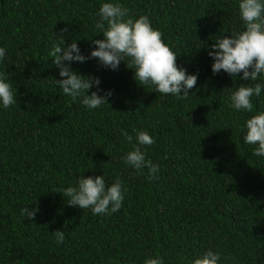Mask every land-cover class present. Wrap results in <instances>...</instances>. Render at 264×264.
<instances>
[{
  "label": "trees",
  "instance_id": "trees-1",
  "mask_svg": "<svg viewBox=\"0 0 264 264\" xmlns=\"http://www.w3.org/2000/svg\"><path fill=\"white\" fill-rule=\"evenodd\" d=\"M104 2L120 3L133 18L148 16L177 65L198 73L187 98L141 87L124 62L113 71L97 58L71 66L99 77L100 88L113 92L111 106L88 109L62 93L53 79L62 78L51 44L67 27L65 43L78 39L89 56L90 40L103 38L95 23ZM238 4L0 0V47L6 49L0 71L17 93L16 104L0 105V264H143L158 253L164 264H189L209 249L220 254L219 264H264V156L253 155L255 146L243 140L246 120L264 111V89L252 97V113L230 108V92L250 81L224 71L213 75L208 55L215 35L242 30ZM133 129L155 139L142 146L158 165L155 179L121 159L136 143ZM92 175H103L109 186L123 182L118 212L93 215L59 193ZM25 207L39 208L34 220L21 215ZM58 229L65 236L60 245L53 235Z\"/></svg>",
  "mask_w": 264,
  "mask_h": 264
},
{
  "label": "clouds",
  "instance_id": "clouds-1",
  "mask_svg": "<svg viewBox=\"0 0 264 264\" xmlns=\"http://www.w3.org/2000/svg\"><path fill=\"white\" fill-rule=\"evenodd\" d=\"M238 12L243 22L242 30L215 35V39H212L214 43L208 46L211 49L208 55L213 60V75L224 71L233 79L240 77L250 81L247 86L240 84L230 92L229 107L237 112L252 113V97H259L264 89V0H239ZM96 15L95 27L103 38L90 40L95 47L89 56L82 54L78 39L65 43L63 33L68 31L67 27L60 30L59 40L51 44L49 55L62 78L53 79L63 94L73 101L81 99L88 109L110 105L109 98L113 92L100 88V78L82 75L71 66L73 62L85 63L97 58L102 67L113 71L119 70L121 62H124L133 71V78L139 86H154L156 93L170 94L180 99L190 95V90L197 85L198 73L190 74L183 66L177 65V56L162 41V33L152 27L148 16L133 18L129 16L128 9L118 2L102 3ZM5 55L6 49L0 47V61ZM126 59L128 63H125ZM93 88L95 90L89 95V90ZM16 96L7 73L0 71V105L9 108L17 103ZM245 127L244 142L255 146L253 155L264 156V111L247 119ZM133 131L136 143L132 144L133 136L125 133L132 148L121 159L137 174L143 175V170L147 168V178L155 179L158 165L147 160L142 151V146H152L155 139L146 130ZM59 193L69 198L68 205L78 206L82 210L90 209L93 215H111L123 207V182L119 178L109 186L103 175L81 176L76 186L66 187ZM38 211V207L31 210L25 207L21 209V215L34 220ZM53 235L57 245L64 243L62 230L54 231ZM220 259L219 253L209 249L193 258L189 264H219ZM143 264H164V260L158 253L155 257H146Z\"/></svg>",
  "mask_w": 264,
  "mask_h": 264
}]
</instances>
